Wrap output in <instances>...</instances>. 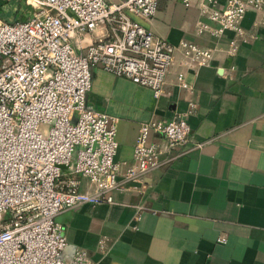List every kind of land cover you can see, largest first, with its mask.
<instances>
[{
	"label": "built area",
	"instance_id": "2783aa9c",
	"mask_svg": "<svg viewBox=\"0 0 264 264\" xmlns=\"http://www.w3.org/2000/svg\"><path fill=\"white\" fill-rule=\"evenodd\" d=\"M28 1L37 7L29 17L0 20V264H94L79 247L68 260L61 256L66 241L54 216L136 189L174 156L169 149L185 145L195 102L168 119L141 121L130 161L120 162L118 117L86 105L91 69L123 76L156 97L173 64L177 84L186 86V71L211 65L212 49L188 39L171 43L148 29L142 21L154 15L157 0ZM197 9L196 32L229 30L243 39L247 10L264 26V0H199ZM98 25L105 35L82 46V35ZM235 45L229 39L227 51ZM151 131L165 148L148 138ZM80 178L94 187L80 189Z\"/></svg>",
	"mask_w": 264,
	"mask_h": 264
},
{
	"label": "crops",
	"instance_id": "0c3cea01",
	"mask_svg": "<svg viewBox=\"0 0 264 264\" xmlns=\"http://www.w3.org/2000/svg\"><path fill=\"white\" fill-rule=\"evenodd\" d=\"M198 1L185 7L157 0L154 15L142 21L171 43L188 39L212 49L211 65L186 71V86L177 84L175 64L156 97L123 76L91 69L86 105L118 117L117 161H130L141 121L168 119L189 100L195 107L186 115L185 145L169 149L174 156L148 171L136 189L54 216L65 237V260L79 247L94 264H264V26H255L247 10L243 39L229 30L196 32ZM36 10L28 0H0V20L25 19ZM105 32L98 25L80 44ZM231 38L236 47L228 52ZM148 138L165 148L159 133ZM93 187L80 178V189Z\"/></svg>",
	"mask_w": 264,
	"mask_h": 264
}]
</instances>
